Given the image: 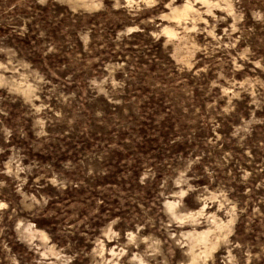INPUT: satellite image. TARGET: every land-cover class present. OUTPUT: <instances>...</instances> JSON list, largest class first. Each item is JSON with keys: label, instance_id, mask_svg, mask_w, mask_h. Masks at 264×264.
<instances>
[{"label": "rangeland", "instance_id": "obj_1", "mask_svg": "<svg viewBox=\"0 0 264 264\" xmlns=\"http://www.w3.org/2000/svg\"><path fill=\"white\" fill-rule=\"evenodd\" d=\"M0 264H264V0H0Z\"/></svg>", "mask_w": 264, "mask_h": 264}]
</instances>
